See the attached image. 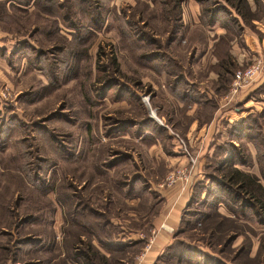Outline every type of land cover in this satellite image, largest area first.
<instances>
[{
  "label": "rangeland",
  "instance_id": "374dc122",
  "mask_svg": "<svg viewBox=\"0 0 264 264\" xmlns=\"http://www.w3.org/2000/svg\"><path fill=\"white\" fill-rule=\"evenodd\" d=\"M92 2L0 0V49L8 55L0 54V264H75L74 254L97 253L96 247L111 254L98 251L88 264H136L164 209V198L149 187L169 169L147 148L155 137L167 141L166 132L181 137L193 154L187 137L169 122L172 114L189 119L192 101L175 113L163 91L182 83L166 72L183 66L169 59L176 49L168 47L174 2L95 0L97 11ZM179 45L184 65L191 59L192 71L206 76L209 61L200 65L188 42ZM238 67L220 70L212 102L223 101ZM257 80L240 105L241 157L216 171L218 156L205 159L211 167L203 178L211 191L201 200L194 192L187 207L199 216L182 209L170 251L166 246L152 264H201L206 255L213 259L207 264H264V195L259 193L260 206L248 207L255 201L235 197L236 187L224 176L236 164L264 186V81L254 86ZM214 111L216 104L204 119ZM184 247L199 256L179 258Z\"/></svg>",
  "mask_w": 264,
  "mask_h": 264
},
{
  "label": "crops",
  "instance_id": "0c3cea01",
  "mask_svg": "<svg viewBox=\"0 0 264 264\" xmlns=\"http://www.w3.org/2000/svg\"><path fill=\"white\" fill-rule=\"evenodd\" d=\"M210 1L212 2L211 5H203L208 4ZM244 1L247 5L245 16H241L235 8L233 4L235 0L180 1L178 7V25L174 29L173 37L168 38V43L174 41L168 47H176V49L173 48V57L169 59L175 58L178 61L173 62L182 64L183 66H181L182 70L180 72L177 71L176 67L175 70H166V72L169 75L181 78L180 81L182 83H179L174 89L169 90L164 88L163 91L168 98L167 101H170L173 106L174 104L176 105L175 113H179V108L184 106L185 101H192V103L187 104V107L191 108L190 111H186L189 119L178 114H172V120L169 122L187 137L186 140L190 144V147L193 148L192 155H195L196 162L186 182L178 178L169 186H162L168 173L188 166V158L181 150L176 138L168 137L166 132L167 141H161L155 137L157 142H152L153 144L147 148L150 157H155L157 161L158 159L163 160L165 166L169 169L165 173V176H163L164 178L154 182L153 186L149 187V190L153 188L160 193L161 198H164V209L154 219L153 223L157 227L153 234L152 242L145 251V256L139 259L136 264H152L154 258L173 240V232L178 227L182 209L187 206V203L193 197L192 194L199 191L200 200L206 195L208 183L203 177L208 172L206 170L209 169V165H206L205 159L213 155L215 152L214 147L229 143L233 149L238 151L237 142L242 134V123L245 117L243 111H240V105L248 94L247 87L257 78L258 80L254 86L264 81V71L248 86L241 88L232 99L224 97L222 102L216 103L212 102L209 96L217 93V89L213 87V83L214 81L217 82L221 69L230 73L229 67L232 65L240 67L251 62L254 58H262L264 60V0ZM169 8L166 9L165 14V20L168 23L172 20L170 15L171 9ZM203 8H208V11L203 12ZM183 41L190 44L200 65L207 60L209 61V70L206 76L195 74L190 66L191 59H188L187 64L184 65L183 59L176 54L180 46L179 44ZM210 64L216 68H212ZM183 68H189V70H185L184 72ZM166 72L162 71L161 75L166 74ZM209 80L212 82L211 86L204 84ZM184 81L189 83V85L184 84ZM219 87V84H216V88ZM250 102L251 98L246 100L244 104ZM256 102L263 104V100H256ZM215 104L216 111L208 119H204L206 109L212 105L215 107ZM154 106H157L156 103ZM191 111H194L193 118L189 117L190 114H193ZM234 130L237 131L235 132ZM228 153L229 148L225 149L223 157L228 155ZM234 166L241 171L249 173L239 168L236 164ZM137 173L140 172L137 171ZM148 173L151 175L150 172ZM250 174L254 173L250 172ZM111 221L114 222L112 219ZM96 249L103 257H109L111 254V252L105 249H102L103 251L98 249V247ZM98 251L96 252L98 253ZM80 253L81 251L79 250V253L74 254V256L78 257L75 264H88V253ZM40 261L39 259L38 262L40 263ZM35 263L37 262H32V264Z\"/></svg>",
  "mask_w": 264,
  "mask_h": 264
},
{
  "label": "trees",
  "instance_id": "16d2710c",
  "mask_svg": "<svg viewBox=\"0 0 264 264\" xmlns=\"http://www.w3.org/2000/svg\"><path fill=\"white\" fill-rule=\"evenodd\" d=\"M93 2L91 3V7L93 9H95L97 11L98 7L100 6V4H94L95 3V0H92ZM174 2V8L177 10L176 11V14L174 16V20L176 22V25H175V28H172V29H176L177 25H178V15H179V4H180V1L181 0H171ZM36 3V1H35ZM235 8L237 9V11L239 12V14L241 16H245V12H246V9H247V5L245 3L244 0H235V2H233ZM51 5V3H50ZM58 8H65L64 4L63 3H58L57 4ZM208 11V8H203V12H207ZM22 43V42H21ZM19 43V44H21ZM22 45V44H21ZM0 54H4L6 57H8V55H6L5 53V50H2L0 49ZM243 126V124H242ZM241 126V127H242ZM244 128V127H243ZM246 129H249L248 127H246ZM235 131V130H234ZM239 132V130H238ZM242 133H243V129H242ZM251 137L253 138V135H251ZM230 147V148H229ZM229 148V153L228 155H226L225 157H223V153L225 151V149ZM234 150L230 145L229 143L227 144H222V145H219L215 148V152L213 153V155L215 156H218V160L215 159V167H213L215 170H218L219 167H222L224 165H230L232 163L233 160H235L236 157H241V152L238 150L236 151V153H234ZM242 162V160H241ZM227 179V181L231 182L234 184V190L232 189L235 197H239L241 200L245 201L246 199L244 198L245 196L243 194H245L249 199L255 201V203L253 204L251 201H249L248 203V207H254L255 204L260 206V196H259V193H261L262 195H264V186L262 185V183L259 182L258 178L254 175V174H250V173H247V172H244V171H241L239 170L238 168L236 167H233V168H230L227 173H225L224 175ZM211 181H213L214 183H216L217 185L218 184H221L219 183L218 181H216V179L213 177L211 178ZM210 186H211V183H210ZM224 188L223 186V183L220 185ZM231 187V186H230ZM201 188V187H200ZM199 188V189H200ZM232 188V187H231ZM130 190V188L128 189V191ZM211 191V189H207L206 191V195L205 196H208L209 192ZM231 193V192H230ZM244 196V197H243ZM196 197L197 196H194L189 200V202L187 203V206H186V209L184 210V213L185 214H190L189 216L190 217H198L199 215V212L197 210H194V209H188L187 207L193 203L194 200H196ZM259 199V200H258ZM238 204H240V202H237ZM244 205V203H242L240 206ZM175 242H180V244H183L182 241H180V239L178 238H175L174 239ZM173 244V243H172ZM172 245H169L166 247L165 249V252L167 251H170V248H171ZM165 254V253H164ZM186 255L187 256H190V257H187L188 259L191 260V256L192 257H197L199 255L195 254L192 249H190L189 247H184V253L183 252H180L178 254L179 258L181 259H185L183 258L184 256ZM97 253L93 252V253H88L87 254V257H97ZM204 258L202 259L204 263H201V264H207L208 260H213L211 257L209 256H203ZM206 257V258H205ZM178 258V259H179ZM160 259V258H159ZM158 259V260H159ZM207 259V260H206ZM206 260V261H205ZM181 261V260H180Z\"/></svg>",
  "mask_w": 264,
  "mask_h": 264
},
{
  "label": "built area",
  "instance_id": "2783aa9c",
  "mask_svg": "<svg viewBox=\"0 0 264 264\" xmlns=\"http://www.w3.org/2000/svg\"><path fill=\"white\" fill-rule=\"evenodd\" d=\"M264 71V60L262 58H254L251 62L236 68L232 72V78L228 87V91L225 94V98H232L243 87L248 86L256 77H258ZM175 138L181 149L188 158V166L186 168L175 169L166 176V183L168 185L174 183L178 178L184 182L187 181L190 171L192 170L196 157L190 154L185 147V143L181 137L175 134Z\"/></svg>",
  "mask_w": 264,
  "mask_h": 264
}]
</instances>
